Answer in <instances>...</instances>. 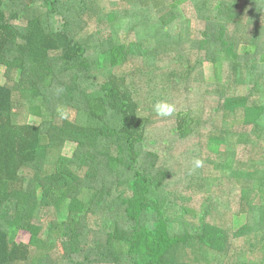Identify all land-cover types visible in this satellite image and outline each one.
Returning a JSON list of instances; mask_svg holds the SVG:
<instances>
[{
  "label": "trees",
  "instance_id": "obj_1",
  "mask_svg": "<svg viewBox=\"0 0 264 264\" xmlns=\"http://www.w3.org/2000/svg\"><path fill=\"white\" fill-rule=\"evenodd\" d=\"M0 68V264H264V0H0Z\"/></svg>",
  "mask_w": 264,
  "mask_h": 264
},
{
  "label": "rangeland",
  "instance_id": "obj_2",
  "mask_svg": "<svg viewBox=\"0 0 264 264\" xmlns=\"http://www.w3.org/2000/svg\"><path fill=\"white\" fill-rule=\"evenodd\" d=\"M197 24V23H195ZM6 74V69L4 68H0V86H3L6 84L7 80L5 77ZM213 75V72L211 70V66L206 67L205 69V77L206 79L211 78ZM41 114L39 112V109H33L31 111V115L29 116L28 119V124L31 126H39L41 124V118H40ZM75 151H82V152H86L88 154L92 153V149L90 147H86V146H80V145H75V144H67L66 149L64 150L63 155L65 157H72ZM245 223V219L240 217L237 219L236 221V229H238L240 226H242ZM15 240L17 242H25L28 243L30 240V234L27 232H23L20 231L16 234L15 236ZM58 248H60V251L62 252V246L59 243L58 244Z\"/></svg>",
  "mask_w": 264,
  "mask_h": 264
},
{
  "label": "clouds",
  "instance_id": "obj_3",
  "mask_svg": "<svg viewBox=\"0 0 264 264\" xmlns=\"http://www.w3.org/2000/svg\"><path fill=\"white\" fill-rule=\"evenodd\" d=\"M171 111H172V108H169L168 112L171 113ZM195 163H196V166L198 167V166H200L201 162L200 161H196Z\"/></svg>",
  "mask_w": 264,
  "mask_h": 264
}]
</instances>
